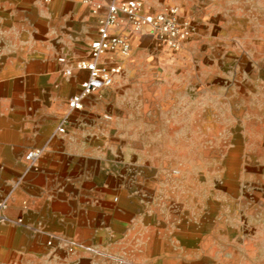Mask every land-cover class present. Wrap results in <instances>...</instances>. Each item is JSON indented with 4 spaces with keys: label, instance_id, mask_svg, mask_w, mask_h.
I'll return each mask as SVG.
<instances>
[{
    "label": "rangeland",
    "instance_id": "obj_1",
    "mask_svg": "<svg viewBox=\"0 0 264 264\" xmlns=\"http://www.w3.org/2000/svg\"><path fill=\"white\" fill-rule=\"evenodd\" d=\"M5 2L0 72L8 63L6 42L18 35V20L9 19L18 10ZM173 6L197 33L181 52L150 41L134 44L125 57L130 94L176 101L193 116L173 124L135 117L133 139L118 145L120 158H132L134 168L120 176L111 200L126 208V187L139 222L121 212L103 220L101 243L85 244L86 264H142L157 257L144 250L137 227L156 201L177 214L183 231L176 253L183 263L170 264H264V0H170L158 12ZM18 84L0 75V90ZM169 105L162 109L172 111ZM57 239L49 244L48 237L47 246L55 248Z\"/></svg>",
    "mask_w": 264,
    "mask_h": 264
},
{
    "label": "crops",
    "instance_id": "obj_2",
    "mask_svg": "<svg viewBox=\"0 0 264 264\" xmlns=\"http://www.w3.org/2000/svg\"><path fill=\"white\" fill-rule=\"evenodd\" d=\"M6 1V7L18 10L9 17L18 20V35L12 36V43L6 42L8 63L0 75L14 77L19 84L18 89L0 90L4 93L0 96V200H7L6 214L23 224L0 225V263L86 264L85 244L101 243L103 220L117 219L121 212L133 224L139 222L129 207L134 201L126 187V208L111 200L120 176L134 168L132 158H120L118 145L133 139L135 117L173 124L193 113H185L181 109L188 106L176 101L169 105L159 99H135L130 94L134 85L127 60L119 55L103 60L122 67L114 83L89 96L82 110L71 111L68 101L80 92L88 72L75 70L73 77H67L64 71L90 60V45L98 38L103 16L96 7L108 0ZM142 1L145 11L152 13L170 3ZM113 33L128 37L132 48L146 46L147 41L167 48L134 33L123 16ZM165 105L173 110H163ZM66 119V132L56 133V125ZM36 149L42 150V157L28 164L26 155ZM125 155L132 157L128 151ZM150 209L137 227L144 250L160 254L142 264L183 263L176 256L183 246L177 214L164 212L157 201ZM49 236L58 237L55 248L47 246ZM166 249L170 254L163 253Z\"/></svg>",
    "mask_w": 264,
    "mask_h": 264
},
{
    "label": "built area",
    "instance_id": "obj_3",
    "mask_svg": "<svg viewBox=\"0 0 264 264\" xmlns=\"http://www.w3.org/2000/svg\"><path fill=\"white\" fill-rule=\"evenodd\" d=\"M97 11H103L98 28V38L90 45L89 61H80L73 68H67L64 73L73 77L74 71H86L88 77L81 83L79 93L70 97L68 106L71 111H80L84 108V101L98 91L111 86L115 77L122 72L118 65H107L104 58L113 55L128 57L132 51L130 40L126 36L113 33L119 25L121 17H125L131 30L142 36L155 39L160 45L173 52H181L186 43L196 35L197 28L193 23L180 15L177 7H168L162 12H146L142 0H108L105 5H97ZM61 63H66L60 58ZM67 119L57 128L56 133L66 132ZM42 157V150L36 149L26 155V160L32 164ZM7 200H0V225H21V219L14 220L6 214ZM51 244L57 236H49ZM1 264V263H0Z\"/></svg>",
    "mask_w": 264,
    "mask_h": 264
}]
</instances>
